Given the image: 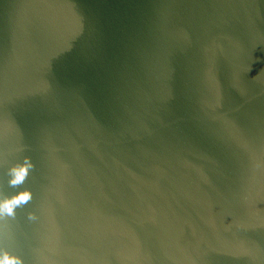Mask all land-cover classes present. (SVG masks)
Listing matches in <instances>:
<instances>
[{
    "label": "water",
    "instance_id": "water-1",
    "mask_svg": "<svg viewBox=\"0 0 264 264\" xmlns=\"http://www.w3.org/2000/svg\"><path fill=\"white\" fill-rule=\"evenodd\" d=\"M23 189L24 264H264V0H0Z\"/></svg>",
    "mask_w": 264,
    "mask_h": 264
},
{
    "label": "clouds",
    "instance_id": "clouds-1",
    "mask_svg": "<svg viewBox=\"0 0 264 264\" xmlns=\"http://www.w3.org/2000/svg\"><path fill=\"white\" fill-rule=\"evenodd\" d=\"M34 164L27 156L23 157L22 162H18L7 170V184L11 188H18L23 185L29 176ZM32 192L28 189L16 191L11 195H0V218L15 217L16 210L28 204L32 200ZM29 220H34L35 216L28 214ZM0 264H24L21 256L0 249Z\"/></svg>",
    "mask_w": 264,
    "mask_h": 264
}]
</instances>
